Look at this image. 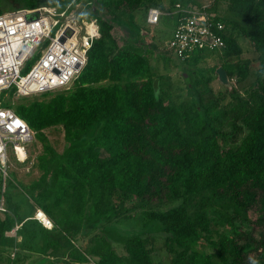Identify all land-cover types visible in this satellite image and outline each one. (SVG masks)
<instances>
[{
	"label": "trees",
	"instance_id": "obj_1",
	"mask_svg": "<svg viewBox=\"0 0 264 264\" xmlns=\"http://www.w3.org/2000/svg\"><path fill=\"white\" fill-rule=\"evenodd\" d=\"M5 1L13 11L64 10L74 0ZM76 1L95 8L89 15L96 18L100 37L73 86L15 104L4 102L14 87L1 94L2 106L24 120L42 143V154L37 157L40 177L25 188L5 182L2 192L0 176L6 208L0 215V255L8 253L7 264L20 263L26 253L41 254L39 264H156L148 245L162 239L172 256L169 264H264V63L261 57L241 58L234 36L235 31L245 37L254 51L264 50V0H236L230 11L237 10L241 24L217 13L225 26L222 54L236 59L219 66L228 80L243 82L255 75L247 101L229 86L213 91L216 66L210 69L214 77L187 70V79L182 77L191 100L178 104L152 67L154 53L119 45L113 21L134 12L146 15L149 8L200 2ZM201 58L194 52L176 60L195 66ZM204 92L214 99L207 100ZM57 126L63 127L66 142L60 154L43 132ZM129 202L131 207H124ZM37 208L53 228L32 218ZM131 210L139 213L123 215ZM249 212L257 214L255 222ZM129 220L131 227L124 226ZM16 226L19 242L6 235ZM86 237L89 245L82 248L77 240Z\"/></svg>",
	"mask_w": 264,
	"mask_h": 264
},
{
	"label": "built area",
	"instance_id": "obj_2",
	"mask_svg": "<svg viewBox=\"0 0 264 264\" xmlns=\"http://www.w3.org/2000/svg\"><path fill=\"white\" fill-rule=\"evenodd\" d=\"M65 10L55 6H41L0 14L2 192L8 176L10 156L25 162L28 158V145L35 135L12 109L2 106V92L14 87L19 97H29L70 89L86 65L87 52L93 41L100 37L96 19L83 21L81 14H77V18H69ZM162 16L173 17V32L166 47L169 54L181 62L190 58L194 52L204 54L224 49L225 26L217 20V13L208 6L176 3L169 13L159 8H149L145 22L148 26H157ZM36 54L38 59L22 75L21 72ZM0 199V211L3 212L4 202L2 197ZM32 218L46 229L53 228V222L38 208ZM17 229L18 226L6 235L16 238Z\"/></svg>",
	"mask_w": 264,
	"mask_h": 264
},
{
	"label": "rangeland",
	"instance_id": "obj_3",
	"mask_svg": "<svg viewBox=\"0 0 264 264\" xmlns=\"http://www.w3.org/2000/svg\"><path fill=\"white\" fill-rule=\"evenodd\" d=\"M258 1V0H255ZM199 6H208L209 8H214V12L218 13L220 17H224L226 19L231 20L232 22H240V17L237 14V10L230 11V8L233 7L236 3V0H198ZM166 5L167 2H166ZM12 6L8 4L5 0H0V11L3 13L12 11ZM172 7L167 6L165 11L167 13L171 12ZM213 11V9H211ZM66 15L69 18H77V14L82 15L83 21H90V19H96L93 16L89 15L95 12L94 7H88L82 1L74 0L71 4L66 6ZM122 17L118 18L117 21H113L115 24V28L113 29V36L116 38L117 42L121 46L133 48L138 52H142L145 54L146 51L150 50L154 53L155 56L152 58V67L154 68L157 75L162 77L163 80V89L166 92H170L171 99L175 103H187L191 100L190 95L187 92V83L185 79L187 76L185 72L187 70H194L195 72L199 71L203 75H211L212 77L215 76L214 73H210V69L213 67L219 66L222 64L223 60L233 62L235 61V56L225 57L222 53L223 51H213V52H205L201 54V60L194 66L190 65H182L180 62L176 60L175 57L171 56L167 51L166 43L172 36L173 32V17L172 16H162L160 22L157 26H148L145 23V13L141 12H134L133 14H128L125 20H121ZM112 21V20H111ZM79 24V23H78ZM241 24V22H240ZM246 25V24H245ZM231 26V25H230ZM233 32V30H232ZM230 32V33H232ZM234 36L237 38L240 47L242 48V53L240 55L241 58L244 59H254L256 60L258 57L263 59L264 63V50L263 51H254L253 46L249 44V42L245 39V37H239L237 32L234 31ZM246 40V41H245ZM161 56H170V60L166 63ZM38 59V55L36 54L33 59L28 63L25 70L21 72L24 75L31 66L35 63ZM186 77L185 79L182 77ZM199 78L195 73L192 77ZM255 75L254 73L250 75L248 79L243 82L236 81L235 78L230 79V86L229 89L235 88L238 90V97L239 100H243L244 102L247 101L250 91L249 85L254 80ZM210 87L213 89L214 92L222 89L219 81L214 79L210 83ZM202 91L203 88L199 87ZM256 91V89H254ZM252 90V91H254ZM204 97L208 100H213V94L204 92ZM39 95L29 96L30 97H38ZM23 98L26 97H19L16 92L12 94H6L4 96L5 103L15 104L19 101H22ZM50 146L58 153H62L66 147V142L64 139V130L63 127L57 126L46 129L43 131ZM42 154V143H40L35 138L33 141L28 145L27 148V159L25 162H20L15 156H10L8 161V176L6 183L9 185L12 183L13 185L17 186L18 190H21L26 187V185L30 184L32 181L38 179L40 177V171L37 168V157ZM22 195L18 197L21 198ZM1 198V197H0ZM1 200V199H0ZM4 202V201H3ZM24 202V199L22 200ZM25 203V202H24ZM26 204V203H25ZM126 208L131 207V203H126L124 205ZM5 209V205L2 206ZM5 211H0V215L4 216L3 213ZM138 210H131L123 214L124 216H130L132 218L135 214L137 215ZM248 217L255 222L258 219V216L254 212H249ZM133 223L129 220L127 223L125 221L124 226L131 227ZM259 227H255V231L252 233L254 237H257ZM222 233L226 232V230H221ZM216 238L215 234L213 235ZM89 237L86 238H79L77 243L82 247L86 248L88 244ZM17 241H20V238H17ZM206 248V245H204ZM150 249L153 250L152 255L156 264H169L170 258L172 257L169 255L163 245L162 239H156L153 241L152 244L148 245ZM121 252V249L118 248ZM15 251H11L10 257L13 259L15 256ZM207 253L213 252L212 249L207 248ZM8 254V253H7ZM5 255H0V264H7ZM25 257L22 261L18 264H39L42 255L39 253H26L24 254ZM251 259H255V255H250ZM61 264V263H55ZM93 264V263H92Z\"/></svg>",
	"mask_w": 264,
	"mask_h": 264
},
{
	"label": "water",
	"instance_id": "obj_4",
	"mask_svg": "<svg viewBox=\"0 0 264 264\" xmlns=\"http://www.w3.org/2000/svg\"><path fill=\"white\" fill-rule=\"evenodd\" d=\"M215 73L217 76V80L219 81L220 84H222L223 86H230L226 71L221 66L217 67V69L215 70ZM153 87H154V90L157 91L158 89L157 79L153 81Z\"/></svg>",
	"mask_w": 264,
	"mask_h": 264
},
{
	"label": "bare ground",
	"instance_id": "obj_5",
	"mask_svg": "<svg viewBox=\"0 0 264 264\" xmlns=\"http://www.w3.org/2000/svg\"><path fill=\"white\" fill-rule=\"evenodd\" d=\"M21 158H22V159L24 158V154H23V153L21 154ZM22 159H21V160H22Z\"/></svg>",
	"mask_w": 264,
	"mask_h": 264
},
{
	"label": "clouds",
	"instance_id": "obj_6",
	"mask_svg": "<svg viewBox=\"0 0 264 264\" xmlns=\"http://www.w3.org/2000/svg\"><path fill=\"white\" fill-rule=\"evenodd\" d=\"M145 18H146V15H145ZM146 23V22H145ZM147 25V24H146Z\"/></svg>",
	"mask_w": 264,
	"mask_h": 264
}]
</instances>
